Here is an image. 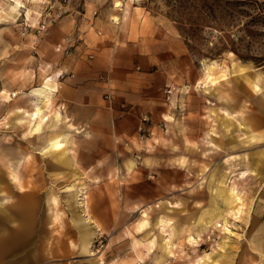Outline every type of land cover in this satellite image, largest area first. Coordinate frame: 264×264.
Wrapping results in <instances>:
<instances>
[{"label":"rangeland","instance_id":"1","mask_svg":"<svg viewBox=\"0 0 264 264\" xmlns=\"http://www.w3.org/2000/svg\"><path fill=\"white\" fill-rule=\"evenodd\" d=\"M115 2L121 6L114 8ZM144 19L165 27L168 56L161 65L172 83L166 89L174 94L176 109L180 104L181 112H186L189 104L187 117L201 134L196 137L200 161L194 163L192 173L197 182L188 185L195 199L178 200V209L168 213L169 224L163 230L154 226L158 211L154 208L142 230L137 228L141 210L174 197V185L163 186L151 178L146 180L151 182L148 185L121 184L122 191L146 197L142 207L125 222L107 223L109 230L96 229L89 252L72 257L68 243L78 246L82 225L95 230L89 221L80 224L86 217L75 210L73 185L31 183L29 187L37 194L34 223L26 236L14 237L18 223L5 208L15 200L10 196L13 186L7 181L6 168L16 171L23 159H39V146L52 124H44L40 134L30 140L25 114L39 103L35 90L52 74L56 56L64 53L65 34L70 28L78 31L82 22L91 28L98 20L104 29L105 23ZM56 41L61 46L53 47ZM206 72L215 80L213 84L205 80ZM256 75L264 91V0H0V187L9 191L0 198V209H6L0 210V239H4L0 264H78L89 259L99 262L96 264H190L205 254L213 260L210 264H264V184L241 180L244 162L239 152L227 153L228 166L220 165L225 155L210 150L207 131L214 126L213 111L208 110L213 95L221 96L223 85L237 93L235 87L242 84L249 89V103H254L252 81ZM242 154L249 162L255 153ZM229 188L235 193L227 221L234 234L220 247L217 236L207 239L210 231L191 227L190 220L227 209ZM52 196L55 203L50 201ZM103 218L105 223L110 220L109 216ZM197 233V245L188 244L187 235Z\"/></svg>","mask_w":264,"mask_h":264},{"label":"crops","instance_id":"2","mask_svg":"<svg viewBox=\"0 0 264 264\" xmlns=\"http://www.w3.org/2000/svg\"><path fill=\"white\" fill-rule=\"evenodd\" d=\"M115 4L114 8H117ZM101 24L94 20L90 28L82 22L78 31L70 28L65 34L67 47L64 53L56 56V64L50 70L52 74L44 78L35 90V97L42 104H36L35 109L41 115L33 130L28 132L29 139L37 137L44 124L49 121L52 124L39 146V159H23L16 171L6 168L5 174L13 186L10 196L15 198L11 205L5 207L18 223L13 230L14 237L26 236L34 223L37 194L29 184L73 185L76 195L74 209L80 217H86L80 224L89 221L95 230L90 225H82L81 238H76L78 246L68 243L69 256L72 257L89 252L96 229L109 230L110 223L125 222L137 207H142V200L146 197L122 191L121 184L148 185L151 182L146 180L151 178L163 186L174 185V197L143 208L142 220L138 222L137 228L143 230L148 213L156 208L154 226L163 230L169 224L168 213L178 209V200L184 197L195 199L192 186L188 185L197 182L192 173L195 171L194 163L200 161L196 154V137L201 134L191 125L193 119L187 117L189 104L183 107L186 112H181L180 104L179 109L175 107L172 91L170 99H167L166 88L172 83L161 65V60L168 56V40L166 33L163 34L165 27H159L149 19L105 23L104 29ZM60 42L56 41L52 46H61ZM258 76H254L252 81L256 92L254 103H249V89L242 84L235 87L237 93L234 88L228 89L223 85L222 95H213L212 101L208 102H211L208 110L213 111L214 126L213 131L211 126L207 131L211 137L208 140L210 150L225 155L220 165L228 166L227 153L239 152L244 162L240 170L243 174L241 180L249 178V181L262 185L264 91ZM205 78L208 79L207 72ZM44 102L47 105H43ZM144 115L149 122L141 138L137 128ZM249 151L255 154L248 162L247 155L244 157L242 153ZM234 193L229 188L230 199L224 204L227 209L214 216L190 220L191 227L210 231L207 239L217 236L220 247H224L234 234L227 221ZM8 194L9 191L5 192L0 187V198ZM50 201L55 203L56 197L52 196ZM104 216L110 217L109 222L105 223ZM164 232L166 234L167 229ZM198 240L199 233L186 237V242L191 245L196 246ZM3 244L4 239L1 238L0 258L4 255ZM110 259H115V256ZM201 262L210 264L213 260L205 254L190 264ZM96 263L99 262L89 259L78 264Z\"/></svg>","mask_w":264,"mask_h":264},{"label":"bare ground","instance_id":"3","mask_svg":"<svg viewBox=\"0 0 264 264\" xmlns=\"http://www.w3.org/2000/svg\"><path fill=\"white\" fill-rule=\"evenodd\" d=\"M121 6V4H120V2H116V4H115V7H120ZM207 77H208V79H210L209 81L210 82H212V84L215 82V80L213 79V77H210V73L207 75ZM48 101V100H47ZM46 101V102H47ZM46 102H44V104L43 105H47V104H45ZM36 105V104H35ZM34 105V106H35ZM38 109H39V106H38ZM41 109V108H40ZM42 110V109H41ZM40 115H41V112L39 111V110H37V109H35V107H34V109L30 112V113H26L25 114V116L29 119V129H28V132H31L32 130H33V128L35 127V125H36V122H37V120L39 119V117H40ZM54 116V115H53ZM35 133V132H34ZM30 135V134H29ZM50 152H51V150H50ZM49 152V153H50ZM63 152V151H62ZM79 189V188H78ZM77 189V190H78ZM86 207V206H85ZM78 208V207H77ZM195 241V240H194ZM192 242V241H191Z\"/></svg>","mask_w":264,"mask_h":264},{"label":"built area","instance_id":"4","mask_svg":"<svg viewBox=\"0 0 264 264\" xmlns=\"http://www.w3.org/2000/svg\"><path fill=\"white\" fill-rule=\"evenodd\" d=\"M166 92H167L166 94H168V96H169V94L171 93L170 90H167ZM168 96H167V99H169ZM148 122H149V118H148L146 115H144V116L140 119V125L138 126L137 130H138V133H139V135H140L141 138H143L144 135H145V125H146Z\"/></svg>","mask_w":264,"mask_h":264}]
</instances>
